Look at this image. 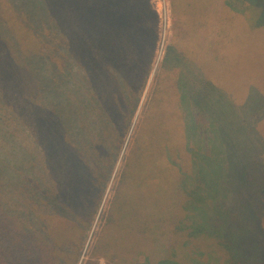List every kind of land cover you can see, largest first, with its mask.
<instances>
[{"label":"trees","instance_id":"obj_1","mask_svg":"<svg viewBox=\"0 0 264 264\" xmlns=\"http://www.w3.org/2000/svg\"><path fill=\"white\" fill-rule=\"evenodd\" d=\"M87 1L6 0L15 18L36 37L26 48L16 39L15 29L0 7V131L5 128L2 121L13 117L25 133L18 144V134H5L8 144L0 145V154L11 156L7 165L0 163V264H77L81 243L99 215L103 193L149 74L148 47L158 22L149 0H102L101 8L93 0V10L101 12L104 29L100 48L89 45L97 36L98 15L90 33L81 28L84 17L76 15L78 4ZM149 10L154 24L148 30L143 24ZM173 12L174 16V8ZM154 40L155 35L153 45ZM175 45L167 46L161 66L179 67L177 88L186 136L193 138L197 114L203 107L207 116L210 113L213 89L210 84L200 89L197 78H188ZM8 93L15 103L21 101L22 114H5L1 100ZM145 115L141 122L149 120ZM139 126L104 213L105 234L99 236L97 250L103 245L117 246V234L132 226L135 191L151 188L166 175V164H177L166 151H162L163 164H156L159 156L148 147L153 126L147 143ZM177 168L180 170L178 164ZM159 189L156 203L162 205L154 210L155 215L134 214L145 230L137 236L141 239L155 232V218H166L161 214L168 190ZM258 195L264 220V180ZM52 218L71 222L75 239L54 227Z\"/></svg>","mask_w":264,"mask_h":264},{"label":"rangeland","instance_id":"obj_2","mask_svg":"<svg viewBox=\"0 0 264 264\" xmlns=\"http://www.w3.org/2000/svg\"><path fill=\"white\" fill-rule=\"evenodd\" d=\"M5 1L0 0L1 12L26 48L36 37L15 18ZM92 3H79L76 15L84 17L81 28L88 33L98 15L97 36L89 45L100 48L104 46V29L101 12L95 14L93 5L98 3L101 8L103 1ZM149 7L158 21L148 47L152 60L147 67L149 74L103 193L99 215L81 243L77 264H264V220L258 195L264 180V0H149ZM150 10L143 24L148 30L154 24ZM172 43L176 44V56L186 64L181 66L187 67L188 78H197L195 83L199 81L200 89H207L206 84L213 89L212 111L207 116L203 107L197 114L193 138L186 136L177 88L179 67L161 66ZM1 101L6 106L5 114H22L21 101L15 103L11 93ZM145 113L149 120L141 122ZM2 124L3 147L8 144L5 134H18L17 144L24 138L15 118L7 117ZM151 125L152 142L148 147L159 156L160 163L156 164H163L162 151H166L180 170L177 164H166L163 179H156L151 188L137 189L132 226L117 234V246L103 245L97 250L99 236L105 234L104 213L119 182L134 131L139 126L147 143ZM10 157L0 154V163L7 165ZM160 186L168 190L164 197L167 214L165 210L161 214L166 218H155L152 222L156 233L141 239L145 230L134 214L155 215L162 205L156 203ZM51 221L75 239L71 222L56 218ZM93 251L97 252L94 257Z\"/></svg>","mask_w":264,"mask_h":264},{"label":"built area","instance_id":"obj_3","mask_svg":"<svg viewBox=\"0 0 264 264\" xmlns=\"http://www.w3.org/2000/svg\"><path fill=\"white\" fill-rule=\"evenodd\" d=\"M162 26H163V28H162V33H163V35L166 33V20L165 19H163L162 20ZM164 37V36H163ZM164 41V38H162V42Z\"/></svg>","mask_w":264,"mask_h":264}]
</instances>
